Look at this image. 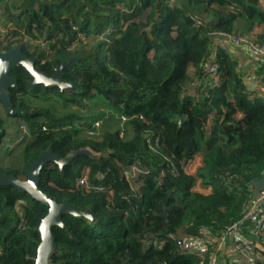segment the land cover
<instances>
[{
    "label": "trees",
    "instance_id": "16d2710c",
    "mask_svg": "<svg viewBox=\"0 0 264 264\" xmlns=\"http://www.w3.org/2000/svg\"><path fill=\"white\" fill-rule=\"evenodd\" d=\"M262 2L5 3V23L43 44L12 31L0 52L20 48L45 76L74 59L58 76L61 89L33 84L18 66L9 73L16 87L7 90L28 134L19 163L0 162V176L27 179L48 150L61 159L88 151L39 170L40 192L90 216L61 214L51 264L208 263L218 242L198 260L177 237L239 221L264 171V97L247 85L251 76L263 87V62L246 71L242 54L218 44L231 35L264 45ZM208 64L216 72H206ZM0 129L1 141V118ZM8 149L13 157L17 149ZM47 213L27 192L0 185V264H34ZM247 226L240 234L255 241Z\"/></svg>",
    "mask_w": 264,
    "mask_h": 264
},
{
    "label": "built area",
    "instance_id": "2783aa9c",
    "mask_svg": "<svg viewBox=\"0 0 264 264\" xmlns=\"http://www.w3.org/2000/svg\"><path fill=\"white\" fill-rule=\"evenodd\" d=\"M8 0H0V42L9 35L12 31L21 33L23 40L29 44H43L42 40H33L30 36L24 34V30L16 29L15 26L5 23V3ZM264 5V0H263ZM224 38H219V43L224 49H232L235 53L242 54L246 58L244 63H248L246 66H250L256 61L263 62L264 65V45L256 44L250 40L235 37V36H223ZM242 58V57H241ZM206 72L214 73L216 72V67L207 65ZM253 76V75H252ZM249 83L247 85L250 88H256L258 96L264 97V83L263 87L260 88L253 84V78L249 76ZM99 122L92 123L89 128H98ZM22 133L28 131L24 125H21ZM27 135L23 136L19 134L16 143L22 142ZM85 179H80L79 183L84 184ZM248 224V233L255 238H261L264 241V187L260 189L257 197L249 203L248 207L244 210V213L239 221L233 225L225 228L220 233L213 232L212 230L202 227L196 230L194 234L189 236H180L181 247L185 253L194 255L198 260H204L209 254V247L213 241L218 242V247L213 250V256L209 258L207 264H259L264 262V256L257 251V242L251 241L246 237H242L240 234V227L243 224ZM175 239V237H172ZM215 238H217L215 240ZM228 245L229 252H231L232 257L226 258L223 262L222 259H218V250L223 245ZM238 258V259H236ZM231 260V261H230ZM237 263H236V262Z\"/></svg>",
    "mask_w": 264,
    "mask_h": 264
},
{
    "label": "water",
    "instance_id": "95a60500",
    "mask_svg": "<svg viewBox=\"0 0 264 264\" xmlns=\"http://www.w3.org/2000/svg\"><path fill=\"white\" fill-rule=\"evenodd\" d=\"M70 59L65 61L63 64L58 66L52 76H45L35 67V59L28 57L22 52L18 47L8 50L6 52H0V108L10 115L14 116L16 114H23L24 111L20 108H13L10 95L7 90L16 87V81L12 78L9 73L10 70L17 68L18 66L23 67L32 77V83H42L45 85L51 84L58 86L61 89L65 84L61 83L58 76L65 66H68L71 61ZM2 129H0V134ZM88 153L86 150L75 151L68 155L66 158H59L48 150L46 153L42 154L38 159L31 165V171L27 179L22 180L13 175L0 176V185H11L16 190L21 192H27L36 201L42 202L48 207V213L42 219L40 225L38 226V232L40 235V243L37 247L36 256L34 264H51L50 257L55 251V237L52 233L54 227H62L63 223L61 220L62 213H68L73 216H84L90 218L89 214L86 212L78 211L71 207L67 203H57L50 199L48 196L40 192L37 187V178L39 175V170L43 164L51 160L59 165L66 163L69 159L76 155H82ZM264 187V171L261 177L252 183V199L254 200L260 189Z\"/></svg>",
    "mask_w": 264,
    "mask_h": 264
},
{
    "label": "rangeland",
    "instance_id": "374dc122",
    "mask_svg": "<svg viewBox=\"0 0 264 264\" xmlns=\"http://www.w3.org/2000/svg\"><path fill=\"white\" fill-rule=\"evenodd\" d=\"M247 67H245V70L249 71V67L248 68ZM0 118L4 122V129H6L7 132L6 135L0 141V162H2L3 165H10V164L14 165L19 163V158L16 155H18L17 153L19 152L21 142L16 143L17 138L19 134L25 136L27 135V133L26 132L22 133L21 125H18L20 118L9 116L3 111L2 108H0ZM40 121L42 122L43 119H40ZM11 123L12 126H10ZM9 147H11V149H17L16 154H14L13 157H8Z\"/></svg>",
    "mask_w": 264,
    "mask_h": 264
},
{
    "label": "crops",
    "instance_id": "0c3cea01",
    "mask_svg": "<svg viewBox=\"0 0 264 264\" xmlns=\"http://www.w3.org/2000/svg\"><path fill=\"white\" fill-rule=\"evenodd\" d=\"M249 69H254V66L251 64L250 66H248ZM243 237V235H241ZM257 242V250L261 253L264 254V241H262L261 238L256 239ZM227 246V245H226ZM229 249L225 248V244L223 245V249L218 253V259H222V262L229 257H232L231 252L228 251ZM229 256V257H228ZM238 259V258H236ZM227 260V259H226ZM231 261V260H230ZM236 262V261H235ZM237 263V262H236Z\"/></svg>",
    "mask_w": 264,
    "mask_h": 264
},
{
    "label": "clouds",
    "instance_id": "9594fccd",
    "mask_svg": "<svg viewBox=\"0 0 264 264\" xmlns=\"http://www.w3.org/2000/svg\"><path fill=\"white\" fill-rule=\"evenodd\" d=\"M17 115V114H16ZM16 115L12 116V117H15ZM10 116V115H9Z\"/></svg>",
    "mask_w": 264,
    "mask_h": 264
}]
</instances>
